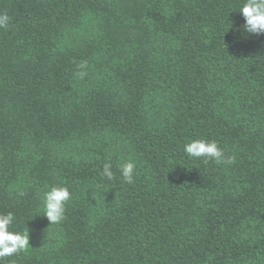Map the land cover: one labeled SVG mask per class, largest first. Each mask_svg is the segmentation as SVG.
Segmentation results:
<instances>
[{"label": "trees", "instance_id": "16d2710c", "mask_svg": "<svg viewBox=\"0 0 264 264\" xmlns=\"http://www.w3.org/2000/svg\"><path fill=\"white\" fill-rule=\"evenodd\" d=\"M244 2L0 0V214L30 238L4 264H264V35ZM201 139L235 162L188 156ZM51 186L72 194L59 224Z\"/></svg>", "mask_w": 264, "mask_h": 264}, {"label": "clouds", "instance_id": "9594fccd", "mask_svg": "<svg viewBox=\"0 0 264 264\" xmlns=\"http://www.w3.org/2000/svg\"><path fill=\"white\" fill-rule=\"evenodd\" d=\"M244 18L243 31L250 35H264V0H245L239 10ZM10 17L7 13H0V28H7ZM86 68V64L79 66ZM81 78L86 72L78 73ZM185 153L193 158H204L212 160L217 164H232L235 157H225L224 150L216 141L194 140L184 147ZM136 164L132 161L126 162L120 167L121 175L127 183H133ZM103 175L113 179L114 173L111 164L103 165ZM23 195V193H21ZM72 198V194L65 186H51L44 192L42 197L43 215L50 224H59L65 218L66 204ZM15 215L12 212L0 214V264H4L6 257H11L29 249V231L24 232L10 230L14 224Z\"/></svg>", "mask_w": 264, "mask_h": 264}]
</instances>
